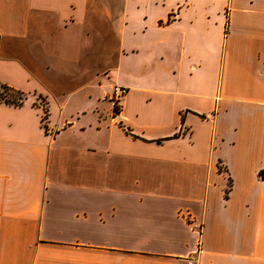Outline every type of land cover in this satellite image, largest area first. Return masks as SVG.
<instances>
[{
	"label": "crops",
	"instance_id": "0c3cea01",
	"mask_svg": "<svg viewBox=\"0 0 264 264\" xmlns=\"http://www.w3.org/2000/svg\"><path fill=\"white\" fill-rule=\"evenodd\" d=\"M0 83V264H264V0H0Z\"/></svg>",
	"mask_w": 264,
	"mask_h": 264
},
{
	"label": "rangeland",
	"instance_id": "374dc122",
	"mask_svg": "<svg viewBox=\"0 0 264 264\" xmlns=\"http://www.w3.org/2000/svg\"><path fill=\"white\" fill-rule=\"evenodd\" d=\"M98 26L102 27L103 23L101 21L98 22ZM73 41V39H72ZM23 43V42H22ZM25 44V43H23ZM28 50L26 48V46L22 45L21 42L18 45L17 48V53L18 55L24 60L26 61L29 59V56L27 54ZM7 54L10 55L11 51L8 50ZM69 56L72 57L74 56L76 53L74 50L70 51ZM94 55V53L91 52H87V54L84 55V61H86V64H88L89 66H91L94 69V62L92 60V56ZM102 55L104 57L103 62L105 63L107 60V52H102ZM110 62V61H109ZM72 67H75L74 65H72ZM61 69H55L52 74H50V76H54L57 77L58 75H60L59 73L61 72ZM75 69H72V71L70 70L69 74H75ZM88 78L93 76L92 72L89 71V73L86 75ZM81 76L78 75L77 77L74 78V80L70 81L67 83V87L69 88L70 91H74L76 92V88L78 87V80ZM78 83V84H77ZM119 85V84H116ZM25 87V86H24ZM114 88V87H113ZM32 97L28 95V93H26V97L23 100V103L25 102H32ZM112 100V99H111ZM85 101V99L83 100H76L73 102H67V104H69L68 106V114L66 115L67 118H69L70 120L67 121L65 124H61L59 126V131L60 133H66V134H76L73 136L74 139L77 140H84V139H88V137H91L93 135H99V131H97L98 128V124L97 121L99 120V115L96 112V108L95 106H99V110L101 112H103L105 115H108V113L110 112V108H111V101L107 100V101H96V100H91V101ZM120 102V101H119ZM119 102H114V107L115 105L120 106ZM35 103L42 109V118H43V122L44 125H46V121L48 118L47 115V109L49 108V102L46 101V99H43L41 97H37V100L35 101ZM86 103V104H85ZM82 105H87L85 106L86 108L84 110H81L80 112L75 111L78 107L82 106ZM76 112V113H74ZM64 118V117H63ZM63 118H61V120H63ZM66 118V119H67ZM104 120L108 119L106 117L103 118ZM48 124V122H47ZM100 125V124H99ZM104 125V121L103 124ZM101 125V126H102ZM124 128V131L130 135L132 138L134 139H142L144 140V138L140 137L139 135L135 134L134 132H131L130 128L128 126H122ZM76 132V133H74Z\"/></svg>",
	"mask_w": 264,
	"mask_h": 264
},
{
	"label": "trees",
	"instance_id": "16d2710c",
	"mask_svg": "<svg viewBox=\"0 0 264 264\" xmlns=\"http://www.w3.org/2000/svg\"><path fill=\"white\" fill-rule=\"evenodd\" d=\"M26 97V93L22 90L16 89L6 84L0 83V100L11 105L21 106L23 100ZM115 112H119L117 105L114 107ZM48 112V110H47ZM48 115V113H47Z\"/></svg>",
	"mask_w": 264,
	"mask_h": 264
},
{
	"label": "built area",
	"instance_id": "2783aa9c",
	"mask_svg": "<svg viewBox=\"0 0 264 264\" xmlns=\"http://www.w3.org/2000/svg\"><path fill=\"white\" fill-rule=\"evenodd\" d=\"M128 89L125 86L122 85H115L112 92V99L116 102H121L123 97L126 95ZM119 102V103H120Z\"/></svg>",
	"mask_w": 264,
	"mask_h": 264
}]
</instances>
